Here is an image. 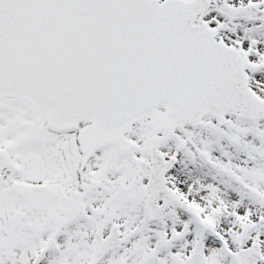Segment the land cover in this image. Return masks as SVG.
<instances>
[{"label": "snow or ice", "instance_id": "snow-or-ice-1", "mask_svg": "<svg viewBox=\"0 0 264 264\" xmlns=\"http://www.w3.org/2000/svg\"><path fill=\"white\" fill-rule=\"evenodd\" d=\"M0 264H264V0H0Z\"/></svg>", "mask_w": 264, "mask_h": 264}]
</instances>
